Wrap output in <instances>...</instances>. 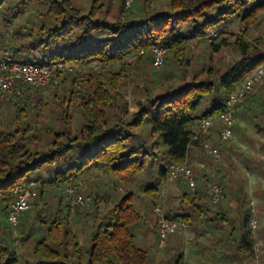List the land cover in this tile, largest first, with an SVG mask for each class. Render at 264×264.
<instances>
[{
  "label": "trees",
  "instance_id": "obj_1",
  "mask_svg": "<svg viewBox=\"0 0 264 264\" xmlns=\"http://www.w3.org/2000/svg\"><path fill=\"white\" fill-rule=\"evenodd\" d=\"M112 1L92 0L87 10L75 0H0V56L9 50L21 62L64 61L79 67L123 62L121 68L110 71L59 72L57 81L38 88L20 86L21 94L11 97L18 99L16 115L8 123L0 122L1 213L8 215L10 200L3 196L8 189L43 178L45 170L60 187L96 170L105 172L111 184L109 190L91 188L89 192L93 204L82 213L92 220L88 244L72 227L71 207L62 194L65 208L46 215L43 208L38 210L39 225L32 223L23 237H34V248L27 256L6 242L3 237L10 233L0 226V264H187L181 235L166 245L159 259L152 248L137 242L141 223L146 214L152 216V203L168 180L170 165L187 158L196 188L186 180L178 181L182 204L174 206L171 201L167 216L196 226L201 241L194 246V264H248L255 240L243 169L232 158L228 165L199 169L192 149L201 141L193 140L197 122L222 111L230 93L264 62L259 41L248 42L245 37L264 13V0H169L167 9L155 10L154 0H136L131 9L119 0L117 13L111 15ZM236 20L242 24L237 32L231 26ZM213 31L217 36L210 41L206 37ZM197 39L209 42L210 62L214 53L228 46L237 48L240 58L220 75L213 63L188 75L183 65L188 43ZM156 44L169 48L172 54L168 52L166 63L173 59L179 72L166 68L158 88H147L139 109L125 119V63L134 58L138 64L151 61L153 65ZM141 50L147 54L140 55ZM49 87L55 93L44 100L41 90ZM254 96L241 103L248 108L240 114L242 119L253 110ZM206 99L208 105L200 112ZM31 104L35 105L29 110ZM211 130L214 145H221L225 140L220 127ZM140 177L147 180L142 186L148 199H141L134 190L120 191V185ZM217 179L229 202L214 208L209 189ZM36 191L35 203L45 193L40 185ZM103 204L110 207L100 214ZM29 211L23 214V224L30 222ZM206 251L219 254L208 260L201 257Z\"/></svg>",
  "mask_w": 264,
  "mask_h": 264
},
{
  "label": "rangeland",
  "instance_id": "obj_2",
  "mask_svg": "<svg viewBox=\"0 0 264 264\" xmlns=\"http://www.w3.org/2000/svg\"><path fill=\"white\" fill-rule=\"evenodd\" d=\"M75 2L84 7V9H89L91 6L92 0H75ZM169 0H154L152 2V9H167ZM120 6L119 0H113L112 6H111V15H115L118 11V8ZM233 31H238L242 28V24L239 20H236L232 25ZM246 41L251 42L258 40L259 41V47L260 49H264V13H262L257 22H255L251 29L246 34ZM214 41L218 42L220 39H215ZM209 42L205 40H191L189 41V53L188 57L186 58L184 62V67L187 70V74L190 75L192 72L202 68L203 66H206L208 68L211 66V63L216 66L217 68V74H222L232 63L236 62L240 58V51L237 48H234L233 46L226 47L221 52H216L213 54V59L210 62L207 58L208 50L206 49V46ZM172 54V52H169ZM147 54L146 50H141L140 55L145 56ZM132 63V64H130ZM126 64V67L128 68V76L123 81L122 85V91L124 93L125 99V109L123 112V117L125 119H129L134 112H136L139 109V104L142 102L146 96V89L147 88H158L157 87V81L163 80L164 76L162 75L163 71L167 68L171 72H179L178 71V65H176L173 61V59H168L165 67L157 70L153 67L151 61L147 62H140L139 64L136 62L134 58H130ZM123 65V62H117L112 64H106L101 65L99 63H92L90 66L86 67H79L78 71L80 72H101V71H110V70H116L121 68ZM102 67V69H101ZM255 70V69H254ZM253 70V71H254ZM252 71V72H253ZM245 80V79H244ZM243 80V81H244ZM243 83V82H242ZM241 83V84H242ZM240 84V85H241ZM239 85V86H240ZM238 86V87H239ZM237 87V88H238ZM236 88V89H237ZM235 90V89H234ZM233 90V91H234ZM60 93L63 91L62 87L59 88ZM55 91L54 87L44 88L41 90V94L44 97V100H50L51 97H53ZM255 93V101H254V108L249 113V117L245 118L248 123H256L257 127L250 133L251 136H254L255 138V145H253L252 152L255 153L257 156L258 152V146L260 143L259 137L255 134V131L260 133L261 135H264L263 129L258 128V124H263L264 122V98H261L264 96V79L262 82L258 83L256 86ZM253 93V94H254ZM18 99L17 98H9L6 102V104H0V122L1 123H8L11 120L14 119L16 115V107H14L15 104H17ZM24 104V101H22ZM209 100L206 99L203 104L200 107V112H203L205 108L208 105ZM35 104H31L28 106L29 110L33 109V106ZM245 112H248V108L243 106L242 104L239 107L238 113H237V122L240 120H243L240 117V114H244ZM239 114V115H238ZM79 125V120L76 123ZM252 125V124H251ZM240 131V130H239ZM235 134L237 132L235 131ZM244 134L240 133V136ZM237 136H233L230 140H225L222 142L221 145H219L221 156L219 159H216L215 156H213L211 153L203 151L200 148H195L193 151L195 156L194 164L199 169H207L210 170L211 167L215 165H228V158H232V160L236 163L235 159H238L239 162H243L244 158H249L250 160L253 159L254 162L258 163L259 159L261 162H259L262 167H264V157H255L253 156V153L245 151L242 146H240L237 143ZM261 145L264 146V142L261 141ZM162 147V146H161ZM160 147V148H161ZM239 151V152H238ZM206 155V156H205ZM259 158V159H258ZM202 160V161H201ZM201 161V162H200ZM247 166V164H246ZM242 167V166H241ZM243 171L242 179L245 182L246 191L249 195V204L248 207L250 208L251 217L256 216L258 219V226L256 229L252 231V234H256L259 225H260V218L258 214V206L256 201L252 197L251 193V186H252V180H253V174L249 171L251 169L244 170ZM214 176V173H212ZM40 182V186L44 187V197L43 199H38L36 203H34V207L29 211L31 218L30 222L28 221L26 224H23L24 218L22 216L21 223L17 227H13L10 225L8 217L0 212V226L4 230L9 231L8 236H4L3 238L6 239V242L15 245L17 251L21 255H28L30 252H32L34 248V237H30L28 239L23 240V237H26L28 232L30 231V225L32 223H35V226L39 225V220L36 219V214L38 210L43 208V214H54L58 208H65V201H60L61 195L63 193V189L66 187L64 186H58V184L55 182L53 175L48 170L44 171V177H36ZM81 186V191L86 195L90 196L89 192L91 188H94L95 190H100L103 192L104 190L110 189V178L105 174V172L101 170H96L93 172H90L89 174L86 173L82 175L77 180ZM147 180L143 177L137 178L134 181H132L130 184L127 185H120V191L124 192L127 190H134L137 195L140 196L141 199H148V197L145 196V189L144 186H142ZM219 183V180L217 181ZM65 196V194H64ZM92 198V197H91ZM167 199V202L165 204L166 212L171 207L170 202H173L174 206H180L182 204L183 199V188L180 183L177 182H169L168 180H165L164 183L161 186L159 196L157 198V201L152 203V216L147 217V214L145 215L144 222L141 223V230L138 232V239L137 242L140 246H148L152 248V253L156 256V259L161 258V256L165 253V248L160 249L158 246V234L155 232L158 230V222H157V216L154 211V207L157 202L161 203ZM224 203L229 202L228 197H225V199L222 201ZM93 204V198L91 200V203L86 207H71L70 211V219L72 227L79 233L80 239L83 244H88L90 241V225L92 223L91 218L88 216L82 215V213L87 210L88 208H91L90 206ZM143 206V205H141ZM214 208L218 207V204H212ZM110 207V205L105 206L104 204L99 210L100 214H104L106 210ZM253 208L255 209L253 211ZM91 211L93 209H90ZM149 216V215H148ZM251 219V218H250ZM146 221V225H145ZM88 222V223H86ZM253 235V237H254ZM183 240V252L187 259V264H190L192 261L195 260V257L191 256L192 250L189 252V249L192 245L196 244L197 242L201 241L200 236L198 235L197 228L194 224H189V227L186 231H183L182 235ZM173 236L170 238V241H168L167 244H170L172 241ZM17 240V242H16ZM194 250V249H193ZM189 253V254H188ZM193 253V252H192ZM259 253L261 254V251L257 250V248L254 250L253 255L248 261V264H264L263 257H259Z\"/></svg>",
  "mask_w": 264,
  "mask_h": 264
},
{
  "label": "built area",
  "instance_id": "obj_3",
  "mask_svg": "<svg viewBox=\"0 0 264 264\" xmlns=\"http://www.w3.org/2000/svg\"><path fill=\"white\" fill-rule=\"evenodd\" d=\"M136 0H124L126 9L133 8ZM217 36V32L213 31L207 35L208 40H212ZM153 67L157 70L163 68L166 64L169 48L164 44H156L152 47ZM79 67L70 62L55 61L48 64L26 63L17 60L9 50H4L0 56V101L9 99L16 92L21 94L20 86H28L32 88L44 87L55 81L59 72H73ZM264 79V62L260 64L253 72H251L243 83L234 91H232L226 100L225 107L219 113L212 116L202 117L196 125L193 140H200L202 133L220 127V137L223 140H230L234 136V129L237 123L236 113L241 103L244 102L248 95L256 91L258 83ZM209 153L219 159L221 156L219 146L210 144L207 146ZM190 160L187 158L184 162L172 163L169 167V182H178L186 180L193 189L196 188V178L190 167ZM40 182L36 179L18 183L14 187L7 190L3 195L9 198L8 220L11 226L17 227L22 220L25 212L34 207L37 198L36 187ZM66 200L71 207H86L91 203V196H86L81 191L78 181L66 186L63 189ZM211 203H221L226 195L223 186L214 181L209 189ZM168 198L161 203L157 202L154 211L157 216L159 241L158 246L164 249L172 236L179 232L186 231L189 223L176 219L171 220L167 216L165 204ZM255 209L253 208V211ZM252 231L258 226V219L252 216L250 219Z\"/></svg>",
  "mask_w": 264,
  "mask_h": 264
},
{
  "label": "crops",
  "instance_id": "obj_4",
  "mask_svg": "<svg viewBox=\"0 0 264 264\" xmlns=\"http://www.w3.org/2000/svg\"><path fill=\"white\" fill-rule=\"evenodd\" d=\"M253 109L254 106H253ZM200 110V108H199ZM246 119L243 118V120H240L236 123L235 129H234V135L237 136V143L242 146V148L245 149V151L247 150V152H252L253 150V145H255L254 141L255 138L254 136H251V132L255 129V127H257L256 123H248L247 121H245ZM252 124V125H251ZM218 127V126H217ZM258 128L263 129L264 130V122L263 124H258ZM240 130V131H239ZM235 131L237 132V134H235ZM210 133H212V130H208L204 133H202V137H201V141L198 145L193 147V151L195 150V148H200V150L202 149H206L207 152H209V149L207 146H209L210 144L214 145V137L211 135ZM240 133L244 134L242 136H240ZM264 133V131H263ZM255 134L259 137V139L261 141L264 142V135H261L260 133L255 131ZM261 141L259 143L258 146V152H257V156H255L256 154L253 153V156L255 157V159H257L256 157H264V146L261 145ZM259 159V158H258ZM237 163H239L238 165L244 168V170H249L251 169V172L253 174V180H252V186H251V195L253 197V199L256 201L257 206H258V214H259V218H260V225H259V229L257 231V233L254 235V240H255V249L257 248V250L261 251V254L259 253V257H263L264 259V167H262V165L259 164V162H261V160L259 159L258 163L252 161L249 158H244L243 162H239L238 159H235ZM202 161V160H201ZM200 161V162H201ZM247 164V166H246ZM249 168V169H248ZM183 232H179L177 234H175L173 236V239H171L172 241L170 242V244L172 245L174 239L176 238V235H182ZM159 238V235H157ZM207 237L210 240V243H214V240L212 237H209V235H207ZM211 244H209L211 246ZM147 246V245H146ZM194 245L191 246V248L189 249V252L194 249ZM191 252V256L195 257L196 261V254L193 252ZM189 254V253H188ZM218 255L219 252H208L206 251L203 255H201V257L205 258V259H212L213 255ZM186 257V256H185ZM194 261H192L190 264H194ZM258 264H260V262H258Z\"/></svg>",
  "mask_w": 264,
  "mask_h": 264
}]
</instances>
